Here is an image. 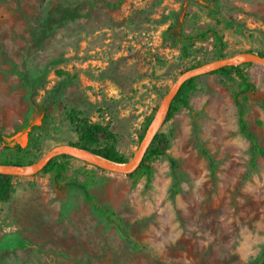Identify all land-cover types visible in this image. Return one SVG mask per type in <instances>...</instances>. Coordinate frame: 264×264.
Returning a JSON list of instances; mask_svg holds the SVG:
<instances>
[{
  "label": "rangeland",
  "instance_id": "rangeland-1",
  "mask_svg": "<svg viewBox=\"0 0 264 264\" xmlns=\"http://www.w3.org/2000/svg\"><path fill=\"white\" fill-rule=\"evenodd\" d=\"M209 27L223 37L221 59L210 38L180 36ZM239 54L264 56V0H0V130L11 155L31 149L30 169L77 142L66 118L76 110L109 127L129 162L181 73ZM243 63L264 92V67ZM196 83L190 110L158 129L170 148L148 182L74 158L59 177L16 176L0 202V264H260L264 158L252 161L231 83L208 73ZM245 121L264 150V114L252 101ZM100 209L114 211L128 237Z\"/></svg>",
  "mask_w": 264,
  "mask_h": 264
},
{
  "label": "trees",
  "instance_id": "trees-1",
  "mask_svg": "<svg viewBox=\"0 0 264 264\" xmlns=\"http://www.w3.org/2000/svg\"><path fill=\"white\" fill-rule=\"evenodd\" d=\"M180 36L184 39H187L190 43L195 42L196 40H205L210 38L213 42L215 57L217 59L224 57L223 50L225 48V43L223 41V37L214 27H209L204 32L193 35L184 36L181 34ZM186 48L187 47L184 44V52ZM259 57L264 58V56L261 54H259ZM246 65H248V63L231 65L217 69L208 74L222 75L231 83V99L236 111L238 129L240 133L249 141L252 161H254L257 157L264 158V150L256 143L255 138L248 131L245 121V104L247 101L254 102L259 106L264 114V92L258 90L251 83L248 75H246V73L242 70V67ZM196 66L198 65L190 66L188 69L195 68ZM196 79L197 77H193L187 80L179 88L170 104L164 123L181 109L190 110L189 100L197 90ZM66 118L76 129L78 134L77 142L71 143L69 145L70 147L88 152L111 163L124 164L127 162L126 158L118 153L114 134L111 132L109 127L89 122L86 118L82 117L81 112L76 110L70 111L66 115ZM48 119L49 111L48 109H43L42 122H46ZM149 122L150 119L145 122V125H147ZM141 138L142 135L140 136V139ZM169 148L170 135L166 132H163L160 128V130H158L152 137L137 169L128 174L127 177L130 178L134 184L139 177H145L148 182L152 175L151 162L155 159L165 156ZM29 150L31 149H17V154L11 155V148L7 144L6 137L0 130V165L18 168L32 165L33 161L28 159V156L31 154ZM69 159H72V157L67 155H59L58 157L51 159L39 173H52L55 174L56 177H59L67 170V161ZM170 166L172 168L173 177L177 178L178 174L175 169V163L170 161ZM15 178L16 176L13 175L0 174L1 203H4L10 199L13 180ZM73 186L81 190L88 201H92L87 185L75 184ZM173 192L176 194L178 191L177 189H173ZM100 212L103 214V217L106 221L113 223L125 237H128L127 228L124 226L122 219L114 211L110 209H100ZM257 260H259L260 264L264 263V250L258 256Z\"/></svg>",
  "mask_w": 264,
  "mask_h": 264
},
{
  "label": "water",
  "instance_id": "water-1",
  "mask_svg": "<svg viewBox=\"0 0 264 264\" xmlns=\"http://www.w3.org/2000/svg\"><path fill=\"white\" fill-rule=\"evenodd\" d=\"M242 58H245L255 64H258L261 67H264V59L259 57L258 55L239 54L231 58L220 60L212 65L191 68L181 73L176 78L169 91L165 95L163 104L158 108L154 116L151 118L149 124L147 125L144 135L140 142V147L136 152L135 156L133 157V159H131L124 165L108 162L102 158H98L97 156L89 154L88 152L70 146H59L49 151L31 170H27L26 168L0 165V174L13 175L19 177H30L39 173L54 156L67 155L74 159H78L80 161L93 165L101 170L126 176L135 171L139 166L152 137L158 131L159 127L164 121L168 113L170 104L182 84L193 77H197L202 74H207L220 68L235 65L237 61Z\"/></svg>",
  "mask_w": 264,
  "mask_h": 264
},
{
  "label": "bare ground",
  "instance_id": "bare-ground-1",
  "mask_svg": "<svg viewBox=\"0 0 264 264\" xmlns=\"http://www.w3.org/2000/svg\"><path fill=\"white\" fill-rule=\"evenodd\" d=\"M245 58H242V59H240V60H238V61H242V60H244ZM237 61V62H238ZM91 156V155H90ZM96 158V157H95ZM32 168H30V169H27V170H31Z\"/></svg>",
  "mask_w": 264,
  "mask_h": 264
}]
</instances>
